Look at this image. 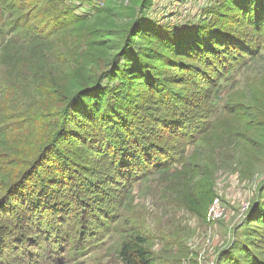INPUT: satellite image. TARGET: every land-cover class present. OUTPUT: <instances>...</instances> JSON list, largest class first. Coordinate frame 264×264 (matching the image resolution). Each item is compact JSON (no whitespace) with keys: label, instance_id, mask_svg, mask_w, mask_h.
Listing matches in <instances>:
<instances>
[{"label":"rangeland","instance_id":"rangeland-1","mask_svg":"<svg viewBox=\"0 0 264 264\" xmlns=\"http://www.w3.org/2000/svg\"><path fill=\"white\" fill-rule=\"evenodd\" d=\"M57 2L59 9H69L78 15L85 14L94 18L97 25L104 21L106 30L110 29L112 33L115 30L114 24L125 11L121 8L130 5L129 0ZM45 3L46 0H0V87H6L4 81L6 73L12 67H17L20 51L15 46H20L24 39L19 35V31L10 27L11 24L18 17L40 13V7ZM228 3L233 4L227 0H151L147 19L159 23L160 28L170 27L175 33L181 32L179 35H182L187 30H198L199 26L203 27L201 22L205 24L214 21V25L217 26V22L223 16L225 22L222 26L226 25V29L229 27L232 30L231 35L235 34V38H239L240 35L251 38L254 33L251 28L226 21L237 14V10ZM224 4L226 6L223 9ZM22 5L27 7L21 11L18 6ZM99 8L107 11L103 10L99 14ZM50 16H52L50 13L43 15ZM172 30L168 28V32ZM182 38L184 39L183 36ZM9 41H14L16 45L11 46ZM252 44L253 47L260 46L256 49L257 53L245 54L239 61H233L230 65L231 73L216 78L213 80L214 83L197 78L196 86L182 84L179 79L185 78L183 75L185 72H182L180 67L160 64L162 67H159L157 72L158 86H164L165 90L178 94L182 101L192 102L195 108L184 111L186 120L200 124L209 122L212 129L204 136L200 135V139L194 145L183 142L184 145L177 154L182 162H177L171 168L162 169L144 181H138L124 196L117 190L115 184L103 181L106 179L105 175L111 171L110 166L106 165L104 153L99 152L93 140L82 146L84 138L81 136L87 128L90 132L98 131L99 136L97 133L96 138L99 141L103 138L100 137L102 134L100 130L109 126L107 125L109 122L108 120L101 122L99 117L78 131L82 134L80 137L75 135L76 129L71 125L69 135L65 139L67 141L62 146L63 158L60 159L58 153L54 151L53 156L39 165L31 177L17 186L11 195L6 194L5 190L9 181L0 179V184H3L0 188V225L23 227L27 225L24 234L31 239L24 243L16 242L10 247L11 255H7V261L10 264H123L119 257V248L125 235L123 232L126 228L125 219H128L139 224L141 230L150 231L148 246L156 259L155 264H264V223L254 220L256 214L264 209V33L261 35L254 33ZM162 51L172 58V63L178 61L202 67L195 59L173 58V52H168L167 48ZM134 92L146 97L145 101L153 97L147 90L140 91L139 87H136ZM198 100L201 103L196 107L195 103ZM141 102L143 106L146 105L144 100ZM150 104V107H144L143 112L139 113L141 117H144V114L157 113L158 106ZM209 107L211 114L206 118L200 117ZM61 108L62 106L57 104H53L52 107L53 111H59ZM71 119L76 120L74 113ZM150 122L154 123V120L150 118ZM99 123L106 126L96 130L94 126ZM141 129L139 128V131H142ZM106 134L110 136L105 137V142L108 138H111V141L105 147L117 151L116 155L120 158L122 146L118 138H124L126 141L127 137H119L113 128ZM144 134L150 136V130L144 129ZM160 134L166 136V133ZM142 137L144 136L135 135L133 140ZM70 141H74L76 145H69ZM102 141L104 142V139ZM165 142L168 145H177L179 138H170ZM129 143L123 142L124 145ZM156 152L160 154L158 148L154 154ZM45 168H48L47 177L44 176ZM55 173H62L63 181V177L57 179L59 176ZM40 178L45 180L41 182ZM80 180H83L84 184L79 182ZM3 181L5 182L2 183ZM56 181L60 182L62 194L69 199V203L72 201L65 211L70 214V220L66 223L69 230L65 236L69 232L76 234L82 223L90 226L86 239L83 236L80 239L71 237L67 243L68 248H61L59 254L50 246V242H45L42 229L37 225L38 222L47 221L48 216H42L36 208L28 210V214L33 215L30 222L27 224L23 221L27 207H31L33 186L38 182L37 188L41 189L46 183L49 192V187L54 188ZM95 184H99V189ZM82 187L80 196L87 198L92 205L96 201L91 203L89 197L99 191L101 194L98 202L106 199L109 204L111 197H123L121 199L123 206L119 208L114 198L112 202L114 210L100 211V208H97L96 212L94 209H88L90 213H85L82 207L74 205L76 201L81 204L76 192ZM216 201L220 204V208L215 210L220 211L217 216L210 212ZM21 202L25 204L22 206ZM19 210L22 211L21 215ZM117 210L121 211L122 219L112 221ZM5 217L11 219L8 221L11 224L3 220ZM104 223L105 225L99 226ZM0 233H3L4 237L8 235L10 245H13L14 238L20 237L22 232L19 229L17 233L13 230L3 231L0 228ZM99 238H102V243L87 247L86 251L81 252L79 246L91 239H94L93 243L99 242ZM27 250L32 252L31 259L26 253ZM58 255H63L61 262H58ZM2 256L1 249L0 264H6Z\"/></svg>","mask_w":264,"mask_h":264},{"label":"trees","instance_id":"trees-1","mask_svg":"<svg viewBox=\"0 0 264 264\" xmlns=\"http://www.w3.org/2000/svg\"><path fill=\"white\" fill-rule=\"evenodd\" d=\"M57 1L59 0H46L40 7V13L18 17L10 26L19 31V35L24 39L20 46L14 41H9L11 46L16 45L20 57L17 59V67H12L4 77L6 87H0V179L9 181L5 187L8 195L31 177L35 169L48 157L53 156L54 151L60 159L63 158L62 146L67 141L65 139L69 135L71 125L76 129L75 135L80 137L82 134L78 131L98 117L99 121L108 120L110 123H107L109 126L100 123L94 126L96 130L106 126L100 130V137L103 138L99 141L96 138L98 131L90 132L87 128L81 136L84 138L82 146L93 140L99 152L104 153L106 165L110 166L111 171L105 175L106 179L103 181L115 184L123 196L131 191L138 181H144L152 174L182 162L177 154L183 147V142L194 145L200 135L204 136L212 126L209 122L200 124L186 120L184 111L195 107L190 101H182L178 94L165 90L164 86H158L157 72L158 68L162 67L160 64L180 67V70L185 72V78L179 79L182 84L196 86L197 78L210 83L209 81L212 82L218 77L228 76L232 71L230 65L233 61H239L245 54L255 55L260 46L253 47L254 33H264V0H227L233 3L228 4L237 10V14L226 21L251 28L254 32L251 38L241 35L235 38V34L231 35L232 30L229 27L226 29L224 24L222 26L225 22L223 16L217 26L214 21L205 24L201 22L203 27L199 26V31L190 29L182 35H179L181 32L175 33L170 27L160 28L159 23L147 19L151 0H129L130 5L121 8L125 11L114 24L115 30L112 33L110 29L106 30L104 21L97 25L94 18L85 14L78 15L69 9H59ZM225 6L224 4L223 9ZM26 7L18 6V9L22 11ZM103 10L107 11L99 8V14ZM46 13L52 16L43 17ZM168 28L172 31L168 32ZM166 48L168 52H173V58L195 59L202 67L178 61L172 63V58L162 51ZM198 72L202 74L199 75ZM136 87H139L140 91H149L153 97L145 101L146 97L134 92ZM142 100L145 106L142 105ZM150 103L158 106L157 113L144 114V117H141L139 113L143 112L144 107H150ZM198 103H201L200 100L195 103L196 107L199 106ZM53 104L62 106L61 110L53 111ZM72 113L76 115V120L71 119ZM210 114L211 107L204 110L200 117L206 118ZM150 118L154 123L150 122ZM111 128L116 130L119 137H127L126 141L124 138H118L122 146L120 158L116 155L117 151L105 147L111 141V138H108L105 142V137L110 136L106 133ZM139 128H142V131H139ZM144 129H149L151 135L146 136ZM160 133H166V136ZM135 135L144 137L133 140ZM72 138L74 139V135ZM170 138H179L177 145H168L165 142ZM131 141L133 143H129ZM143 141L152 146L143 144ZM123 142L129 144L124 145ZM70 144L76 145L74 141H70ZM156 148L160 151V154L156 152L158 156L154 154ZM67 156L65 152V157ZM44 172L45 177L49 176L46 175L48 168H45ZM57 175V179L63 177L62 173ZM63 179L64 177L62 181ZM36 180L43 182L45 179ZM79 182L84 184L83 180ZM37 183L31 192V207L25 209L24 223L28 224L33 216L32 213L28 214V210L37 208L42 216H48L47 221L38 222L37 225L42 229L45 242H50L57 254L61 248H68L67 243L71 237L80 239L83 236L86 239L90 226L83 223L76 234L69 232L65 236L69 230L66 223L70 220V214L65 211L72 201L69 203V199L62 194L60 182L56 181L54 188L50 186L49 192L46 183L41 189L37 188ZM99 184H95L98 189ZM2 186L3 184H0V188ZM82 190L83 187L76 192L81 204L76 201L74 205L82 207L85 213H90L88 209H94L96 212L97 208H100V211L114 210V198L119 208L123 206V197L113 196L109 204L106 199L98 202L101 194L99 191L89 197L91 203L96 201L94 206L87 198L80 196L79 192ZM21 204L23 206L25 203ZM19 211L21 215L22 211ZM114 213L115 219L112 221L122 219L120 210ZM3 220L11 224L8 222L11 219L5 217ZM254 220L264 223V209L256 214ZM11 226L1 224L0 228L3 231L13 230L15 233L19 229L22 233L20 237L14 238L13 245H10L8 235L4 237L3 233H0V250L2 249L6 264H10L7 261V255H11L10 247L16 242L31 240L24 234L27 225ZM125 226V235L119 248V257L123 264H155L156 259L148 246L150 231L141 230L139 224L128 219H125ZM101 240L102 238H99V242L95 243L94 239L87 240L88 242L79 246L81 252L86 251L87 247L102 243ZM26 253L31 259L32 252L27 250ZM62 256L58 255V262L62 261Z\"/></svg>","mask_w":264,"mask_h":264},{"label":"built area","instance_id":"built-area-1","mask_svg":"<svg viewBox=\"0 0 264 264\" xmlns=\"http://www.w3.org/2000/svg\"><path fill=\"white\" fill-rule=\"evenodd\" d=\"M220 208V204L218 203V201H216V203H215V206H213L212 208H211V214L213 213L215 216H217V215H219V212L220 211H215V210H218Z\"/></svg>","mask_w":264,"mask_h":264}]
</instances>
